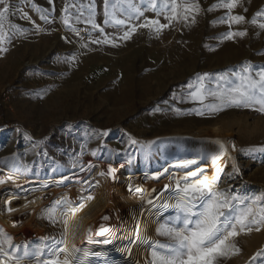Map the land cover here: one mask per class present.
Returning <instances> with one entry per match:
<instances>
[{
    "label": "rangeland",
    "instance_id": "rangeland-1",
    "mask_svg": "<svg viewBox=\"0 0 264 264\" xmlns=\"http://www.w3.org/2000/svg\"><path fill=\"white\" fill-rule=\"evenodd\" d=\"M195 2L201 8L195 23L174 22L158 36L139 28L131 39L122 41L118 39L122 31L104 24V0H51V3L49 0H7L5 31L11 42L2 45L7 48L6 52H0V179L5 181L0 184V190L6 186L5 191H22L40 185L70 190L72 184H81L76 181H84L93 170L107 173L109 167L117 170L130 164L138 158L139 142L154 147L167 140H177V144L188 146L191 152L200 151L202 158L207 159L208 149H197L195 144L181 141H190L199 133V139L213 146H216L213 142L221 141L228 148V155L223 156L221 189L248 195L264 193V153L250 151L264 148V114L251 109L227 108L197 115L195 110L201 105L186 98L184 93L188 89L183 87L197 74L235 71L245 63L254 68L264 66V30L251 24L257 12H264V0H241L233 14L243 15L245 22L233 24L231 29L226 23H219L227 15V9L214 8L220 0ZM93 4L95 21L104 29L103 34L83 23ZM211 8L214 10L209 11ZM24 13L30 19L24 18ZM66 14L69 25L63 22ZM41 15L47 16V20L41 19ZM145 16L156 18L151 11ZM159 19L162 24H168L163 16ZM257 21L264 22V16ZM12 24L22 29L23 34L17 32L13 36L14 30L8 27ZM229 31H246L247 35L221 40ZM104 34L115 39L117 46L93 43L103 39ZM209 102H213L211 98L206 101ZM103 132L108 135L100 137ZM129 137L136 143H130ZM232 145H235L234 151ZM11 156L34 179L42 182L21 188L20 168H8L6 163ZM233 161L240 170L234 179L227 175L233 171ZM59 164L67 179L74 173L63 185L48 182ZM89 164L94 167L81 171V166L88 169ZM209 171L213 174L214 167L205 173L211 174ZM174 176L179 178L180 174L161 179L135 178L128 188L131 185V193L136 187L144 190L151 187L156 190L153 196L163 192L160 199L164 200L173 195ZM101 177L109 184V209L101 211L88 227L92 229L95 243L88 244L85 238L78 247L94 250L102 260L119 253L129 258V264H135L143 255L148 264L150 247L136 239V228L141 223L152 240L166 242L164 237L156 236L155 228L157 221L168 219L172 211L147 204V216L139 218L121 201L120 193L126 182L111 176ZM165 185H170L168 191H163ZM95 186V182L90 183L86 194L97 195L99 188ZM54 201L55 198L38 213L37 223L45 236L56 238L62 234L63 225L42 218ZM112 203L118 205L116 210L111 208ZM117 214L122 222L116 219ZM105 216L109 219L105 220ZM24 226L23 222L21 241L1 225L0 229L14 238V244H23L27 239L30 244L38 243L41 237L33 238L34 231ZM101 226L110 231L98 235ZM105 239L111 243H104ZM235 243L239 254L222 264H250L256 252L264 251V230L241 234ZM256 264H261L259 258Z\"/></svg>",
    "mask_w": 264,
    "mask_h": 264
},
{
    "label": "snow or ice",
    "instance_id": "snow-or-ice-1",
    "mask_svg": "<svg viewBox=\"0 0 264 264\" xmlns=\"http://www.w3.org/2000/svg\"><path fill=\"white\" fill-rule=\"evenodd\" d=\"M51 3V0H49ZM241 0H220L214 8L227 9V15L219 21L226 23L231 29L232 25H241L245 22L243 15H234L233 10L240 6ZM0 52H6L3 47L6 42L10 43L11 38L5 31L8 21L9 6L7 0H0ZM35 8V5H33ZM209 9V11L214 10ZM83 23L91 25L93 30L99 29L104 33V29L95 21V5ZM39 11V9H37ZM65 13L68 8L64 9ZM151 11L155 13V19H149L145 13ZM201 11L200 5L195 0H104V24L116 27L122 31L119 40L126 41L132 38L139 28L148 29L150 34L159 35L165 28L170 27L174 22L181 21L195 23V16ZM247 11V8L244 9ZM24 18L30 19L27 13ZM163 16L168 24H162L159 17ZM264 16V12H257L251 24L258 25L264 30V22L258 23L257 18ZM43 20L47 16L41 15ZM141 18H143L141 22ZM65 25H69V16L63 18ZM77 18V23H80ZM139 22V23H135ZM23 34V30L12 24L8 26ZM38 31L42 29L37 26ZM246 31H229L225 33L221 40H232L236 37H244ZM93 43L111 44L117 46L115 39L106 34L103 39L94 40ZM86 47V45H85ZM264 54V53H262ZM188 91L184 96L193 103H198L195 111L197 115L213 114L227 108L251 109L260 114H264V66L254 68L250 63H245L235 71H227L217 75L208 73L197 74L183 86ZM176 98L175 96L173 97ZM211 98L213 102L206 103ZM179 112V110H176ZM100 137L108 135L107 132L99 134ZM30 139V137H29ZM129 142L135 144L136 141L129 137ZM216 150L209 154L212 164L215 166L214 175L209 177L203 168L197 167L184 172L179 178L173 179V195L161 200L163 192L153 196L156 190L152 189L147 197L144 190L136 187L134 191L140 193V199L153 207L159 206L164 210H171L173 215L163 221H157L155 234L164 237L166 242L152 240L149 236H141L137 229L136 239L147 243L150 247L151 259L148 264H222V261L239 254L240 249L235 240L241 234H250L253 231L264 230V193L259 195H248L221 189V173L223 168L217 163L218 160L228 155V148L221 141L213 142ZM151 148V145L146 146ZM235 150V145H232ZM251 152L259 151L264 153V148L252 149ZM92 155H96L95 152ZM231 159V157H229ZM196 159H185L175 165L177 168L190 169L196 165ZM75 167V165H74ZM93 165L89 164L88 169L81 166V171L90 170ZM115 169L109 167L107 173H99L101 176H111L115 179ZM164 168L163 172H168ZM162 172L154 174V178H159ZM240 174L239 167L233 161V171L227 175L235 178ZM170 175H174L170 173ZM193 177L195 179H189ZM9 179H12L9 176ZM67 179V177H65ZM5 181L0 179V184ZM87 183V181H86ZM170 185H165L163 191H168ZM129 191H133L129 185ZM84 199H92L89 195ZM158 201L157 205L155 202ZM84 207L83 203L74 205L68 197H62L54 201L53 205L45 209V216L50 223H61L64 232L61 239L55 237H42L38 243L30 244L25 242L17 245L13 242V237L0 229V264H93L90 257H95L98 253L89 248H80L72 244L69 247V218ZM11 212L12 209L8 208ZM105 220L109 217L105 216ZM108 228L100 227L98 235L103 236L109 232ZM72 240L76 235L73 232ZM93 232L89 228L86 232L88 244H93ZM104 243H111L105 239ZM131 256V251H129ZM264 264V251H258L251 258L250 264H256L257 260Z\"/></svg>",
    "mask_w": 264,
    "mask_h": 264
},
{
    "label": "bare ground",
    "instance_id": "bare-ground-1",
    "mask_svg": "<svg viewBox=\"0 0 264 264\" xmlns=\"http://www.w3.org/2000/svg\"><path fill=\"white\" fill-rule=\"evenodd\" d=\"M199 138H200L199 133H196V135H194V137L191 138L190 141L189 139L188 140L182 139L181 141H183L188 145H192L193 143L195 144L197 149L200 148L208 149L209 153L207 155H209L211 152L216 150V146H213L208 141H204ZM138 144H139V150L137 155L138 158L132 161L130 164L119 167L115 171L116 173L115 179L126 182L127 184L125 187L127 188V191H125V188H123L124 187L123 186L120 193L122 203L125 204L127 209L132 210V212L135 215H137L139 218L142 219H145L144 216L145 217L147 216L145 214V209L147 207V204L140 199L141 196L140 193H136L135 191L130 193L128 184L131 183L132 180H134L135 178H140L141 180L146 178L157 179L154 178V174L157 172L163 173L158 178L161 179V177L168 176L170 175V173L172 174L179 173L180 175H182L184 172L193 170L197 167L203 168L204 172H206V170L209 169V167L212 168L214 167L215 169V166L212 164L210 156H208L207 159H203L202 153H200V151L191 152L188 146L177 144V140H167L161 143V145L151 147L150 149L146 147L147 145H141L140 142ZM185 159H196L197 164L192 165L190 169L175 167V165L179 164L182 160ZM6 160H7L6 163H8L7 164L8 168L9 167L17 168V169L20 168L19 169L20 171L19 170L18 171L21 177H23V179L18 184L21 188L27 187L29 184L42 182L40 179L37 180L34 179L28 173L27 169L24 166L20 165V162L16 160V157L11 156L8 157ZM223 162H224V158L221 157L217 163L223 168ZM164 168H168L169 171L163 172ZM63 170H64L63 167L59 164L53 172L54 174L53 178H50L48 182L49 181L54 182L55 184L58 185H63L67 183L70 180L69 177L74 176V173H71V175H68L69 176L68 179H65L63 177H66L67 174H65ZM213 175L214 173L208 174L209 177ZM189 179H195V178L190 177ZM76 182L81 184H77V185L72 184L71 186H73V188L70 190L61 189V187L51 188L40 185L37 188L34 187L25 188L22 189V191L12 189L9 192L4 190L6 189L5 188L6 186H2L1 189L3 190H0V201L2 202L4 201V204L3 206L2 204L0 205V225L5 229L7 233L16 237L17 241H21L22 239L21 237L22 228L20 227V225H22L23 222L26 225L24 227H27L32 231H34L35 234L33 238L38 239L39 237L41 238L47 237L43 234V230L40 229L41 227L39 228V225L37 223L38 213L43 208L51 205V200H53L54 198L58 200L62 197H68L73 201L74 205H78L80 203L84 204L83 208L79 209L74 216H71L69 218V235H68L69 247H71L73 243H75V245L78 247L80 244H82L85 241L86 238L85 232L88 229V227H90L91 223L97 220L98 216L101 215L100 212L104 211L108 207V204L110 202L108 203L109 184L107 182V179L102 178L97 171L94 170L91 171L89 176L85 178L84 181L82 182L76 181ZM92 182H95L96 183L95 187L99 188L97 195L93 193L88 195L86 194L88 185ZM150 192H151V187L146 188L144 190V195L147 197L148 193ZM89 195L92 197V199H84ZM152 195H154V193H152ZM7 196L9 197L7 198ZM112 204L113 205H111V208L113 210H116V206L118 205L115 203ZM8 208H11L12 211L9 212ZM25 214L28 215L25 216ZM116 219L122 222V218L120 219L119 214H117ZM15 222H17V224L19 225H16ZM137 229H139V233L142 231L140 233L141 236L146 235L145 232L143 231L145 229L141 226V223L140 226H137L136 228L135 231L136 236H137ZM63 232H64V227L62 234ZM73 232L76 235L75 241L72 240L71 234ZM62 234L60 235V237H56V239L57 240L61 239ZM26 242H30V239H27ZM140 244H144V243L140 242ZM98 256L99 253L95 257H90V259L93 261V264H129L128 263L129 258L119 253L113 255L112 257L107 256L108 258L106 257V260L99 259ZM135 264H146V259L142 255L141 257H139V259Z\"/></svg>",
    "mask_w": 264,
    "mask_h": 264
}]
</instances>
